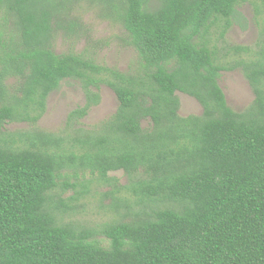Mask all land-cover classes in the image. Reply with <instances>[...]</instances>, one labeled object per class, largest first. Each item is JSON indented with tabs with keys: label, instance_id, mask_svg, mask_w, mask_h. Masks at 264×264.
<instances>
[{
	"label": "trees",
	"instance_id": "1",
	"mask_svg": "<svg viewBox=\"0 0 264 264\" xmlns=\"http://www.w3.org/2000/svg\"><path fill=\"white\" fill-rule=\"evenodd\" d=\"M80 1L0 0V264H264V50L233 47L226 66L215 43L252 0H87L125 29L135 73L56 53L66 7ZM237 69L255 96L242 113L220 85ZM66 81L86 95L68 118L83 153L39 129L21 135L23 147L2 143L8 123L36 127ZM103 85L118 110L78 128ZM177 92L202 115L181 116ZM67 169L106 182L123 171L137 198L123 203L129 219L100 230L59 223L51 203Z\"/></svg>",
	"mask_w": 264,
	"mask_h": 264
},
{
	"label": "rangeland",
	"instance_id": "2",
	"mask_svg": "<svg viewBox=\"0 0 264 264\" xmlns=\"http://www.w3.org/2000/svg\"><path fill=\"white\" fill-rule=\"evenodd\" d=\"M66 8L67 12L63 14L64 28L55 42L57 54L86 53L94 57L98 64L123 73H135L141 68V61L128 43L125 29L103 7L86 0L74 2ZM259 9L261 11L258 12ZM234 21L224 39L217 36L215 40L226 66L237 59L234 54L228 55L233 47L247 46L253 51L251 56L263 53L264 2L252 0L244 4L238 9ZM9 83L15 84V81L10 80ZM220 85L228 105L236 112H244L255 99L248 81L239 69L222 72ZM100 95V104L80 121L78 128L92 130L116 113L119 101L114 91L103 85ZM177 96L181 103V116L202 115L203 108L198 101L180 92H177ZM85 104L86 95L81 85L76 81H66L48 98L46 112L36 127L28 123H8L4 128L6 134L2 143L7 141L11 146L23 147L24 139L21 135L39 129L43 133L64 136L66 141L63 146L68 149V153L81 154L83 146L68 141V136L73 132L68 118ZM151 125L149 120L143 121L144 128H150ZM65 173L67 175L53 193L51 203L59 223H74L80 228L100 230L114 221L129 219L124 217L127 208L123 203L136 207L137 198L131 191L123 189L130 183L123 171L110 173L111 182L102 181L90 173L80 175L79 179L70 170Z\"/></svg>",
	"mask_w": 264,
	"mask_h": 264
}]
</instances>
